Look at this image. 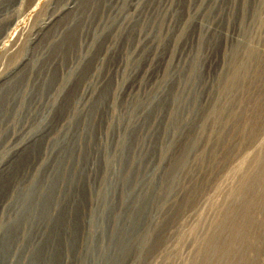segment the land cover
Here are the masks:
<instances>
[{
	"label": "rangeland",
	"instance_id": "obj_1",
	"mask_svg": "<svg viewBox=\"0 0 264 264\" xmlns=\"http://www.w3.org/2000/svg\"><path fill=\"white\" fill-rule=\"evenodd\" d=\"M0 225V264H264V0H0Z\"/></svg>",
	"mask_w": 264,
	"mask_h": 264
},
{
	"label": "built area",
	"instance_id": "obj_2",
	"mask_svg": "<svg viewBox=\"0 0 264 264\" xmlns=\"http://www.w3.org/2000/svg\"><path fill=\"white\" fill-rule=\"evenodd\" d=\"M140 249H142V248H140ZM143 250V249H142ZM142 254V253H141ZM92 259H90V262H87V264H98L99 262H98V259H96V258H93V257H91ZM86 261H88V260H86Z\"/></svg>",
	"mask_w": 264,
	"mask_h": 264
},
{
	"label": "water",
	"instance_id": "obj_3",
	"mask_svg": "<svg viewBox=\"0 0 264 264\" xmlns=\"http://www.w3.org/2000/svg\"><path fill=\"white\" fill-rule=\"evenodd\" d=\"M75 42H80V39H79V38H76V39H75ZM20 229H21V228H20ZM0 230H1V225H0ZM17 237H18V238H17ZM15 239H16V240L14 241V243H18L19 236H16Z\"/></svg>",
	"mask_w": 264,
	"mask_h": 264
},
{
	"label": "bare ground",
	"instance_id": "obj_4",
	"mask_svg": "<svg viewBox=\"0 0 264 264\" xmlns=\"http://www.w3.org/2000/svg\"><path fill=\"white\" fill-rule=\"evenodd\" d=\"M88 252H90V251H88ZM88 252H85V253H88ZM10 257V256H9ZM90 259H92V258H90ZM96 259H98L99 260V258H96ZM8 260H10V259H8ZM100 261V260H99ZM7 262V261H6Z\"/></svg>",
	"mask_w": 264,
	"mask_h": 264
}]
</instances>
